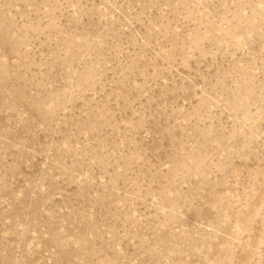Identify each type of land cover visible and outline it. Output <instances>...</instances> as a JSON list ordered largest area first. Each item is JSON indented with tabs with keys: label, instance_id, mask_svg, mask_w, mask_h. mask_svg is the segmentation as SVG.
Listing matches in <instances>:
<instances>
[{
	"label": "rangeland",
	"instance_id": "rangeland-1",
	"mask_svg": "<svg viewBox=\"0 0 264 264\" xmlns=\"http://www.w3.org/2000/svg\"><path fill=\"white\" fill-rule=\"evenodd\" d=\"M0 264H264V0H0Z\"/></svg>",
	"mask_w": 264,
	"mask_h": 264
}]
</instances>
